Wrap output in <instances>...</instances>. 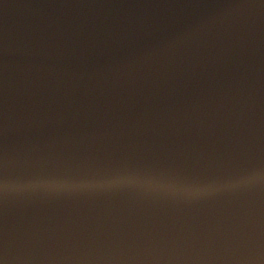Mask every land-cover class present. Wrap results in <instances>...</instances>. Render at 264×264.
<instances>
[{"label":"water","instance_id":"95a60500","mask_svg":"<svg viewBox=\"0 0 264 264\" xmlns=\"http://www.w3.org/2000/svg\"><path fill=\"white\" fill-rule=\"evenodd\" d=\"M0 166V264H234L264 208V0H0ZM126 176L165 182H95Z\"/></svg>","mask_w":264,"mask_h":264},{"label":"snow or ice","instance_id":"6c2138e0","mask_svg":"<svg viewBox=\"0 0 264 264\" xmlns=\"http://www.w3.org/2000/svg\"><path fill=\"white\" fill-rule=\"evenodd\" d=\"M141 179L146 183H164L165 178L163 177H158V176H149V177H136V176H126V177H105L100 180L95 181L96 183H107V184H112V183H117L120 182L121 180H138ZM7 181V175L6 172L4 171L3 167L0 166V192L3 191V188L6 184ZM30 183H39V184H47V183H53L51 180H46L43 178H40L38 180H30ZM87 182H92V181H85ZM3 254V248L0 246V255Z\"/></svg>","mask_w":264,"mask_h":264}]
</instances>
